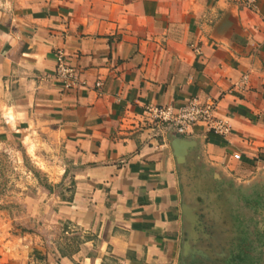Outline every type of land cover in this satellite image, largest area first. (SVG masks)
Segmentation results:
<instances>
[{
  "label": "crops",
  "instance_id": "1",
  "mask_svg": "<svg viewBox=\"0 0 264 264\" xmlns=\"http://www.w3.org/2000/svg\"><path fill=\"white\" fill-rule=\"evenodd\" d=\"M56 50L81 82L71 92L51 79ZM191 98L214 100L231 132L196 126L176 150L143 110ZM34 132L72 193L46 199L52 232L34 255L0 234V264L195 263L183 176L264 202V0H0V145Z\"/></svg>",
  "mask_w": 264,
  "mask_h": 264
},
{
  "label": "rangeland",
  "instance_id": "2",
  "mask_svg": "<svg viewBox=\"0 0 264 264\" xmlns=\"http://www.w3.org/2000/svg\"><path fill=\"white\" fill-rule=\"evenodd\" d=\"M37 134L32 137L36 142L30 143L26 136L0 145V234L11 240L4 249L20 255L28 252L30 256L39 252L36 248L45 245V234L52 232L44 220L48 213L43 207L46 199L55 194L68 198L72 193L68 180L59 182V176L48 172L56 161L50 159V153L46 158L44 136ZM216 177L196 170V174L182 178L190 214L199 221L198 231L188 224V256L193 257V264H230V257H239V251L245 248L239 240L254 233L256 237L260 234L261 243L250 246L248 254L256 260L247 264H264V207L238 204V197L247 195L249 188L236 191L233 186H238L237 181L224 179L220 184L222 177ZM48 189L51 196H47ZM190 261L184 260V264Z\"/></svg>",
  "mask_w": 264,
  "mask_h": 264
},
{
  "label": "built area",
  "instance_id": "3",
  "mask_svg": "<svg viewBox=\"0 0 264 264\" xmlns=\"http://www.w3.org/2000/svg\"><path fill=\"white\" fill-rule=\"evenodd\" d=\"M245 10L256 9L257 0H227ZM55 69L51 79L60 83L63 92H71L80 87L81 82L73 67L67 64L62 51L56 50L53 54ZM96 86H100L96 84ZM216 102L211 99L201 101L191 98L185 104L174 106H146L143 110L145 122L155 128H163L174 137H186L196 127H204L207 132L226 137L230 134L229 124L215 116ZM239 160V156H235Z\"/></svg>",
  "mask_w": 264,
  "mask_h": 264
},
{
  "label": "trees",
  "instance_id": "4",
  "mask_svg": "<svg viewBox=\"0 0 264 264\" xmlns=\"http://www.w3.org/2000/svg\"><path fill=\"white\" fill-rule=\"evenodd\" d=\"M71 185H73V182H71ZM71 192H72V187H71ZM49 192H51L50 189H48ZM253 197L249 196L246 198L242 199V204L245 207H249V208H263L264 207V202L263 201H259L256 199H253ZM263 202V203H262ZM259 235V234H258ZM254 236V233L251 234V236H245L243 239L239 240V244H241L242 246H244V249H241L239 251L240 255L237 258H233L232 256L230 257V264H247L251 261H255L256 258L252 257L250 254H248V249H250V246H253V244L255 243H259L261 242V238L258 241L259 237Z\"/></svg>",
  "mask_w": 264,
  "mask_h": 264
},
{
  "label": "water",
  "instance_id": "5",
  "mask_svg": "<svg viewBox=\"0 0 264 264\" xmlns=\"http://www.w3.org/2000/svg\"><path fill=\"white\" fill-rule=\"evenodd\" d=\"M174 141H173V145L175 147V149L177 150L178 146L180 148V146H184V140L180 137H174ZM176 155L178 156V158L181 160V162H183L184 160V155L185 152H177ZM183 216L186 218L187 221V229H186V242H185V249L186 251L188 250V224L191 227V230L193 231H198L199 230V221L197 220V218L195 219L194 216H192L190 214V210L188 208L187 205L184 206L183 208Z\"/></svg>",
  "mask_w": 264,
  "mask_h": 264
},
{
  "label": "flooded vegetation",
  "instance_id": "6",
  "mask_svg": "<svg viewBox=\"0 0 264 264\" xmlns=\"http://www.w3.org/2000/svg\"><path fill=\"white\" fill-rule=\"evenodd\" d=\"M188 264H192V262H189Z\"/></svg>",
  "mask_w": 264,
  "mask_h": 264
}]
</instances>
